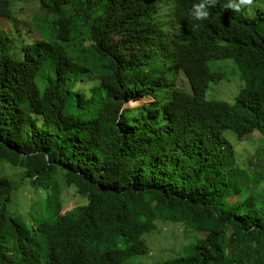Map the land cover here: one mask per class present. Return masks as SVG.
<instances>
[{
  "label": "trees",
  "instance_id": "trees-1",
  "mask_svg": "<svg viewBox=\"0 0 264 264\" xmlns=\"http://www.w3.org/2000/svg\"><path fill=\"white\" fill-rule=\"evenodd\" d=\"M34 1L28 37L0 0V164L48 218L11 214L18 186L0 174V264H124L162 225L183 243L153 264H264V173L227 138L264 141L263 0H171L161 19L156 0ZM222 60L241 73L233 103L206 98ZM71 191L83 203L63 213Z\"/></svg>",
  "mask_w": 264,
  "mask_h": 264
},
{
  "label": "rangeland",
  "instance_id": "rangeland-1",
  "mask_svg": "<svg viewBox=\"0 0 264 264\" xmlns=\"http://www.w3.org/2000/svg\"><path fill=\"white\" fill-rule=\"evenodd\" d=\"M12 1V12L19 26L22 28V24L29 25L32 29L31 34L30 36L29 32H25V34L28 37H32L35 33L39 32L35 29L38 20L44 18L39 4L34 0ZM156 3L158 5L156 18L158 19L168 16L174 8V3L171 0H156ZM252 4V8L256 9L261 7V2H252ZM0 27L9 31L12 29V22L0 17ZM84 44L87 45L89 43L86 42ZM92 67L98 68V64H92ZM210 67L220 70V73L226 74V81H218L215 82L216 84L211 83L206 98L233 103L236 96L239 94L241 85L240 71L236 68L232 60L213 61L210 63ZM174 78H178L177 85L180 89H189L186 76L181 75L179 78L177 74H173V79ZM174 90V87L168 88L166 92L172 94ZM152 101L144 98L139 101H134V104L130 102L127 107L136 108L144 106ZM227 138H229V142L235 149L237 160L241 166H243V162L250 160L256 173H264V141L258 132L253 133L251 138L244 142H236L230 133H227ZM0 174L7 175L18 186V191L14 195L13 202L9 205L11 214L20 216L29 227L34 224V221H42L48 218L46 207L44 206L46 205L44 203V194L36 191L27 182L22 185L23 181L21 180L23 178V173L21 171L10 167L6 163H2L0 164ZM257 191L264 194V179L260 182ZM236 202L237 201H234V203ZM82 203V199L75 196L71 191L68 196L69 206L63 213H66L68 210ZM161 230L162 231L155 233L149 238L151 253L148 256H137L124 264H153L170 257H175V255L179 254V247L183 243L180 240L183 229L178 226L170 225L166 227L162 225ZM176 233L180 234L178 238Z\"/></svg>",
  "mask_w": 264,
  "mask_h": 264
},
{
  "label": "clouds",
  "instance_id": "clouds-1",
  "mask_svg": "<svg viewBox=\"0 0 264 264\" xmlns=\"http://www.w3.org/2000/svg\"><path fill=\"white\" fill-rule=\"evenodd\" d=\"M196 15H197V18H206L208 16L207 11L204 10V5L203 4H200L197 7ZM131 102H134V101H131Z\"/></svg>",
  "mask_w": 264,
  "mask_h": 264
}]
</instances>
